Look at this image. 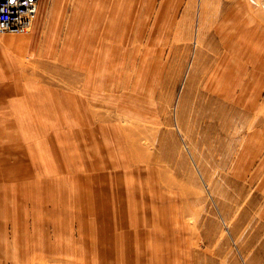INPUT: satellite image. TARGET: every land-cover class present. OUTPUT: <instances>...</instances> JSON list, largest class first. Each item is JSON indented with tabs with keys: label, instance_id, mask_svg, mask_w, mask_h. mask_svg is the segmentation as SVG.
I'll list each match as a JSON object with an SVG mask.
<instances>
[{
	"label": "rangeland",
	"instance_id": "obj_1",
	"mask_svg": "<svg viewBox=\"0 0 264 264\" xmlns=\"http://www.w3.org/2000/svg\"><path fill=\"white\" fill-rule=\"evenodd\" d=\"M46 2L48 8L54 7L44 18L52 20L48 36L55 54L62 57L65 53L70 59L71 52L82 60L79 66H72L81 73L74 92L79 93L82 86L85 87L82 78L87 74L88 90L100 91L107 85L115 94L117 72L125 73L116 100L98 97L99 102L93 104L92 109L106 116L111 114V106L116 107L117 112H112L113 119L107 122L105 117L103 122L98 121L99 126L113 127L115 132L103 130L105 134L100 139L105 156L114 164L119 163L114 171L124 173L122 171L137 169L138 189L126 182L125 190L127 192L129 186V192L133 191L135 195L137 191L136 203L142 217L139 213L136 216L141 220L140 228L144 227L146 235L148 232L150 235L146 242L151 248L146 255L147 263L151 259L153 264H264V176L255 175V170L264 168V144L248 137L255 131L250 126L251 121L264 118V111L259 108L264 96L257 94L264 84L262 79L258 80L255 63L252 64L251 79L245 77L246 64L251 71L248 63L257 61L252 53L257 50L262 36L264 0H105L104 17L84 14L82 8L87 0ZM226 5L232 8V14L227 16L222 15ZM93 7V11L95 7L101 8L97 2ZM40 13L41 9L37 19L41 17ZM69 19L72 26L70 40L67 31L63 30V24H68ZM203 23L206 31L201 30ZM126 28L134 37L129 48L136 50V54L133 62L122 64L127 53L117 46V41L126 37ZM80 30L81 34L78 33ZM84 30H89L90 37L97 36L98 41L95 37L91 42L81 41ZM101 34V42L105 43L103 52L99 46ZM56 38L58 46L56 40L52 42ZM83 43L84 47H80ZM87 43L92 45L87 47ZM106 43L111 44L107 46ZM112 49L116 50L117 61L120 53L119 64L115 63ZM91 56L100 63L83 61ZM206 56L210 58L206 66L209 73L197 82L196 87L206 98L210 97L206 93L210 89L208 92L215 93L211 95L217 100L238 111L228 114L230 120L220 112L214 120L211 117L202 120L201 113L200 122L194 125L188 116L183 118V105L187 103L185 96L192 71ZM105 71L108 73L104 78ZM212 75L208 83V77ZM54 79L59 82L58 78ZM198 98L194 93L191 110L197 107ZM200 103H204L203 99ZM196 109L195 112L200 111L199 107ZM205 109L209 110V107ZM245 114L248 122L240 125L237 120L242 116L245 118ZM82 115L91 123L93 114L88 104ZM188 119L191 122L183 125ZM260 142L259 156L250 159V152ZM126 158L133 162L127 165ZM148 171L154 173L150 182L146 175ZM66 183L64 187H67ZM149 183L159 192L150 193ZM26 184L23 183L24 198L31 190ZM42 186L41 183L39 188ZM39 188L33 189L38 191ZM10 212L12 216V208ZM33 222L29 225L30 235ZM109 246L105 244L106 250ZM88 247L90 250V244ZM115 254L106 258H115V264L125 262L122 252ZM94 261L98 263L100 257H94ZM34 264L72 263L47 261L46 256H40Z\"/></svg>",
	"mask_w": 264,
	"mask_h": 264
},
{
	"label": "crops",
	"instance_id": "obj_2",
	"mask_svg": "<svg viewBox=\"0 0 264 264\" xmlns=\"http://www.w3.org/2000/svg\"><path fill=\"white\" fill-rule=\"evenodd\" d=\"M46 1L41 0L39 7L41 17L38 19V16L36 17L37 20L30 32L0 33V264H9V261L11 264H34L36 257L40 256H46L47 261L66 260L72 264L81 262L115 264V258H106L115 252V255L119 252L124 254L125 262L122 264H153L151 259L149 263L146 259L147 253L151 251L146 243L150 236L149 232L146 235L144 227L140 228L141 220L136 216L137 213L141 215L139 205L136 203L137 191L135 195L133 191L129 192V186L138 189L135 176L137 169L135 168L133 172L129 169L127 172L122 171L124 173L114 171L119 163L114 164L110 157L105 156L100 139V136L105 134L103 130L115 132L113 127L112 129L101 125L100 127L98 121L103 122L105 117L107 122L113 119L112 112H117L116 107L111 106V114L106 116L92 109L93 104H98V97L101 99L106 96L112 101L116 100L121 89L120 81L124 80L125 73L117 72L118 90L115 94V91L111 92L112 87L105 84L104 89L100 91L88 90L87 74L82 78L85 87L82 86L79 93L74 92L73 89L81 79V73L72 66L78 65L82 60L71 52L70 59H67L65 53L62 57L55 54L51 37L48 36L49 26H53L52 20L44 18V15L50 14L54 7L48 8ZM104 1L87 0L82 8L83 13L88 16L95 14L104 17L102 7ZM94 2L101 8L95 7L93 11ZM131 10L130 14H133ZM231 11L232 8L226 5L222 15H230ZM70 20L68 24H63V30L67 31L69 40L72 31ZM261 24L262 36L257 50L252 53L257 57V61L250 60L248 63L251 71L246 64L245 77L251 79V73L254 72L252 64L255 63L258 67V80L262 79L263 85L264 23ZM65 26L67 29H64ZM103 29L102 24V34ZM211 29L212 26L207 28L208 31ZM201 30L206 31L205 23ZM125 31L126 37L117 41V46L127 53L126 59L121 61L122 64L133 62L136 54V50L129 48L134 38L133 35L130 36L131 30L126 28ZM78 33L81 34L82 30ZM102 34L99 35V46L103 52L105 43L101 42ZM154 36L155 34L151 39ZM93 37L97 38L95 35L90 37L89 30H84L80 36L81 41L84 39L87 42H91ZM52 42L58 46L59 40L56 38ZM84 43L79 46L84 47ZM110 44L106 43L107 46ZM91 45L92 43L90 45L87 43V47ZM119 54L118 52V61ZM114 55L116 59V50ZM122 56L126 55L120 57ZM92 57L83 61L95 62L97 59ZM118 61L116 59L115 63L119 64ZM200 61L192 71L190 85L186 90L185 102L188 104L183 105V118L188 116L196 125L202 116V120L205 117L214 120L216 113L220 112L225 119L230 120L228 114L237 113L235 111L237 109H232L233 107L230 108L221 100H217L213 96L215 93L208 92L210 89L206 90L210 97L202 96L196 87L197 82L209 73L206 66L210 58L206 56ZM97 62L100 63V60ZM83 70L81 69V72ZM105 72L104 78L108 73ZM54 78H58L59 82L56 83ZM212 78L213 75L208 77V83ZM101 83L103 85L102 80ZM105 92L108 94H104ZM194 93L200 97L196 100V105L200 109L198 112H195L197 107L190 109L194 102H191ZM257 94L264 96V86L262 89L258 88ZM200 99H203L204 103H200ZM87 104L94 115L91 123L82 115V110L85 111ZM205 107H209V110ZM259 108L264 111V100L263 103L261 101V105L259 104ZM203 112L207 114L204 115ZM100 116L103 120H99ZM247 118L245 114V118L242 116L237 122L240 125L246 124ZM190 119L182 124L187 125L191 122ZM232 123H229L231 127ZM250 126L255 128V131L248 137L261 141L263 145L264 118L254 119ZM261 142L250 152V159L259 156L258 147ZM126 159L129 161L127 165L133 162V159ZM153 174L152 171L146 173L149 182ZM62 175L68 176L58 178ZM255 175L264 176V168L255 170ZM126 182L129 185L127 192ZM23 183H27L25 186L31 188L28 197H25L28 198L27 201L24 198L26 192ZM41 183L43 186L39 188ZM65 183L67 187H64ZM33 188L39 189L37 191ZM147 189L153 195L155 191L159 192L150 183ZM262 190L264 193V186ZM10 208L13 210L12 216ZM39 220L41 222L38 224ZM32 222L33 233L30 235L29 225ZM105 244H110L109 250H106ZM94 257H100V261L97 263Z\"/></svg>",
	"mask_w": 264,
	"mask_h": 264
},
{
	"label": "built area",
	"instance_id": "obj_3",
	"mask_svg": "<svg viewBox=\"0 0 264 264\" xmlns=\"http://www.w3.org/2000/svg\"><path fill=\"white\" fill-rule=\"evenodd\" d=\"M41 0H0V33H28Z\"/></svg>",
	"mask_w": 264,
	"mask_h": 264
},
{
	"label": "bare ground",
	"instance_id": "obj_4",
	"mask_svg": "<svg viewBox=\"0 0 264 264\" xmlns=\"http://www.w3.org/2000/svg\"><path fill=\"white\" fill-rule=\"evenodd\" d=\"M206 29V28H205ZM203 73V72H202Z\"/></svg>",
	"mask_w": 264,
	"mask_h": 264
}]
</instances>
